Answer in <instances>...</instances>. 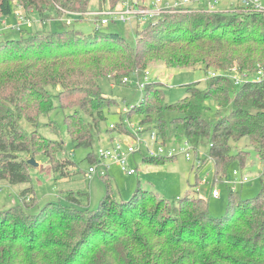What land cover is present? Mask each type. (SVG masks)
<instances>
[{"label":"trees","instance_id":"obj_1","mask_svg":"<svg viewBox=\"0 0 264 264\" xmlns=\"http://www.w3.org/2000/svg\"><path fill=\"white\" fill-rule=\"evenodd\" d=\"M12 1L43 24L83 15L90 2L0 0L2 15L11 13ZM108 2L115 7L122 0ZM197 2L204 8L165 11L144 24L136 30L134 45L101 27L89 35L74 28L36 29L0 38V180L30 184L28 159L41 153L52 164L48 144H55L56 152L63 149L61 140L26 130L22 120L37 124L56 107L73 109L64 118L71 141L91 148L105 114L116 105L98 80L126 84L124 77L143 73L153 61L178 69L201 65L215 75L206 88L190 84L188 94L172 105L164 103L162 85L146 83L140 102L124 114L141 115L140 126L154 123L164 143L187 141L195 149L207 140L215 181L226 175L234 158L245 164L248 153L232 152V143L247 138L262 163L260 192L242 200L230 189L226 215L215 218L199 195L188 193L171 205L141 188L128 201L108 191L94 210L79 208L70 191V203L49 202L32 212L36 197L28 185L20 192V205L0 212V264H264V78H255L264 66V11L237 4L233 10L212 11L203 0ZM236 63L237 71L249 75L239 83L226 73ZM166 109L179 114L169 126ZM121 119L111 131L131 133ZM172 158L143 156V161ZM87 159L97 161L93 152ZM55 162L54 171L72 163L57 157Z\"/></svg>","mask_w":264,"mask_h":264},{"label":"rangeland","instance_id":"obj_2","mask_svg":"<svg viewBox=\"0 0 264 264\" xmlns=\"http://www.w3.org/2000/svg\"><path fill=\"white\" fill-rule=\"evenodd\" d=\"M153 1L155 0H130V2L136 4L146 5L148 7L147 10L152 9L151 3ZM161 1V3L169 4L175 2V0ZM261 1L264 5V0ZM12 4L16 5V2L12 1ZM236 4L237 3L232 0H217L214 6L215 10L227 11L233 10ZM196 5L204 8L203 3H198L197 0H189L183 11L196 8ZM122 8L121 3H118L115 7H111L108 0H90L88 11L91 12L104 9L121 10ZM133 9L137 11L139 8L135 6ZM236 10L240 9L237 7ZM102 17H106L109 20L108 24L101 26L102 29L119 32L131 45H134L136 41V30L141 29L144 24H148L156 19L146 18L138 23L135 19L136 16L133 15L132 21L130 22L121 20L112 22L107 16L71 14L64 18L48 19L46 23L43 24L36 15L29 17L30 23L34 21L33 25H27H29V27L37 26V30L43 29L51 32L74 28L81 31L84 35H89L95 28L94 21ZM13 18L17 23L15 11H13L10 16H0V38H16L31 32L32 28L26 29L24 24L20 27L21 31L20 29H9L11 26L16 25ZM236 66L237 63L226 73L239 83L246 80V77L249 75L248 72L235 70V68L237 69ZM259 69H264V66L258 67L256 70ZM147 70L150 72V79L146 81L144 80L143 73H139L138 77L133 75L129 78L128 83L122 85L115 84L113 80L108 77H102L98 80L103 93L106 96L114 98L116 100V105L112 107L110 113L105 114L106 119L100 123V132L91 148L75 147L71 141L67 132V126L64 123V118L65 115L72 112L73 109L64 110L56 107L48 115L41 116L37 124L22 120L21 124L26 130L31 131L37 129L46 138L57 141L61 140L63 142V149L56 152V145L48 144V151L52 154L54 159L52 164H49L46 157L41 153L30 157L38 163L37 166H32L29 170L31 175L30 184H9L5 180H0V212L20 205V192L28 185L33 186L36 197V201L33 202L36 206L31 209L32 212L39 210V208L44 207L49 202H60L62 204L70 203L66 199L70 191L76 193L75 197L79 200L77 206L88 210L97 209L101 199L108 191H110L112 196L117 200L125 199V201H128L132 198L137 188H141V190H151L158 193L171 205L176 204L179 198L189 193L190 197L199 195L205 198L208 202L209 212L215 218L226 215L228 192L230 189L237 192L242 200L254 198L260 192L262 186L260 179L262 163L258 159L255 150L252 148L247 138H241L239 141L232 143V152L235 153V151H238L242 155L246 154V152L248 153L245 164L242 166L239 160L234 158L228 166L226 177L223 176L221 180H219V178L216 181L214 180L213 163L207 156L209 150V143L207 140H203L195 150L193 149L190 151V159L185 158L183 155H178L172 159H166L163 163L159 164L143 161L142 152L148 154V148L145 144L153 151H157L161 146L166 153L173 146H182L184 141L177 143L171 140L163 145L161 136L154 123L141 126L142 132L139 129V122L142 116L132 114L131 117L128 118L126 114H124L125 112L123 110H129L133 105L138 104L145 92L144 87H138V80L142 85L149 82H158L162 85L160 90L163 94L164 103L166 105H172L188 94L187 88L190 84L199 82V87L201 89L206 88L210 76H212L209 71L205 72L201 65L178 69L167 67L163 62L152 61L147 65ZM55 92L57 91L55 90ZM55 104L57 106L56 102ZM177 116H179V114L176 111L166 109L164 117L167 126H169L172 119ZM121 117L126 121L129 120V123L132 124L130 125L131 127L128 126L131 132L140 130L141 139L143 143H145L143 144L141 152H136L127 157V163L136 168V173L127 174L117 163L109 162V167L107 169L108 178L101 177L99 173L87 175L88 168L91 165L90 161L87 159L88 153L93 152L96 154L99 148H109L114 139L120 142L127 141L130 144H134L133 142H135V140L127 137L129 133H120L118 128H116V131H111L110 129V124L121 123ZM86 119L90 118L86 117ZM151 131H154L156 134L155 140L150 139ZM124 150L126 151V147ZM56 157L64 160V162L70 160L72 163L68 164L65 162L66 165L54 171V165H58V162H55ZM202 159L205 162L201 166ZM198 167L200 168L198 169ZM234 170L238 171L237 176L232 175ZM241 172L249 177V181L243 184L239 181ZM225 180L228 183H226ZM212 190H217L220 196L211 197L210 193ZM79 192L83 194L79 195Z\"/></svg>","mask_w":264,"mask_h":264},{"label":"built area","instance_id":"obj_3","mask_svg":"<svg viewBox=\"0 0 264 264\" xmlns=\"http://www.w3.org/2000/svg\"><path fill=\"white\" fill-rule=\"evenodd\" d=\"M205 2V6L208 10L216 11L215 10V4L217 3V0H203ZM237 3V5H240L241 7L248 8V9H255L258 11H264V5L261 0H232ZM161 0H155L151 3L152 9L147 10L146 5H140L136 4L134 2H130V0H122V9L121 10H98V11H91L85 13L86 15H94V16H107L110 18L112 22H115L117 20L121 21H132L133 15H135L136 21L141 22L143 19L149 18V19H155L157 18L160 14H162L165 11H182L186 6L189 0H175L173 4L169 3H161ZM137 6L139 9L136 11L133 8ZM17 18H18V24L15 26H11V29H18L20 24L24 22H29V19L25 17L21 13H17ZM109 20L105 17H102L101 19H96L94 21L95 27H101L103 25L108 24ZM236 70V68H235ZM138 77L137 72L134 74ZM212 75H215L212 73ZM150 72L148 70H145L143 72V77L144 80H149ZM256 80H261L264 78V69H259L256 72L255 75ZM124 82H129V78L124 77L123 78ZM236 82H238L236 80ZM137 85L139 88H143L145 84H140L139 80L137 82ZM124 112H127L128 110H123ZM122 112V111H121ZM124 123L127 126H130L132 124L129 123V120L126 121L124 119ZM115 124H110V128H114ZM131 127V126H130ZM141 130V126L139 127ZM140 130L137 132H131L127 137H130L135 140L133 142L134 144H130L127 141L125 142H120L119 140H112L111 146L109 148H99L97 153L95 154L97 157V161L95 163H92L90 167L88 168V174L91 175L94 173H99L100 176H108L107 169L109 167V162L110 163H117L123 171H125L127 174H134L136 173V168L132 167L130 164L127 163V157L130 155L135 154L136 152H141L142 147H143V140L141 139V134ZM142 131V130H141ZM145 131V130H144ZM143 132V131H142ZM156 134L154 131L150 132V139L155 140ZM133 140V141H134ZM162 144L164 145V142L162 140ZM146 147L148 148V154L142 152V155L147 158H157V157H176L178 155H183L185 158L190 159V151L194 149L190 143L187 141H184L183 145L180 147H172L170 148L166 153L163 150V147H159L157 151L150 150L147 144H145ZM126 147V151L124 148ZM195 150V149H194ZM142 156V159H143ZM200 160V159H199ZM233 176L238 175V171L234 170L233 171ZM241 184L249 181L248 175L244 174L241 172V178L239 180ZM226 183H228L225 180ZM211 195L213 197H218L220 193L217 190H212Z\"/></svg>","mask_w":264,"mask_h":264},{"label":"crops","instance_id":"obj_4","mask_svg":"<svg viewBox=\"0 0 264 264\" xmlns=\"http://www.w3.org/2000/svg\"><path fill=\"white\" fill-rule=\"evenodd\" d=\"M13 11H15V14H16V16H17V13H21V14H23L25 17H27L28 19H29V17H33V16H36V14H34V13H26L23 9H22V7H20V6H18L17 4L15 5V4H12V11H11V13L10 14H8V15H2L1 13H0V16H10V15H12V13H13ZM66 17V16H65ZM64 18V17H63ZM14 19V18H13ZM17 19V23H16V20H15V23H16V25L18 24V18H16ZM14 20H13V22H14ZM33 22L34 21H32V23H30V22H24V23H22V24H20V26H19V28L18 29H11V28H9V29H11V30H19L20 29V31H21V28L20 27H22L23 26V24H24V26H25V28L26 29H29V28H32L31 29V31H34V30H36L37 29V26H31V27H29V25H27V24H31V25H33ZM26 23V24H25ZM40 28V27H39ZM0 33H1V30H0ZM2 37V36H1ZM210 195H211V193H210ZM220 196V195H219ZM211 197H213L212 195H211Z\"/></svg>","mask_w":264,"mask_h":264},{"label":"water","instance_id":"obj_5","mask_svg":"<svg viewBox=\"0 0 264 264\" xmlns=\"http://www.w3.org/2000/svg\"><path fill=\"white\" fill-rule=\"evenodd\" d=\"M28 163L31 164L32 166L38 165V163L33 158L28 159Z\"/></svg>","mask_w":264,"mask_h":264}]
</instances>
